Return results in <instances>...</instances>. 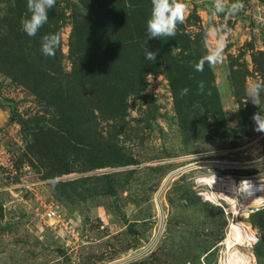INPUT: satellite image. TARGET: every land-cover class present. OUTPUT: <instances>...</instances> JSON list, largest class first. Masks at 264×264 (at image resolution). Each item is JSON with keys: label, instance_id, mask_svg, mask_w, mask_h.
Instances as JSON below:
<instances>
[{"label": "rangeland", "instance_id": "obj_1", "mask_svg": "<svg viewBox=\"0 0 264 264\" xmlns=\"http://www.w3.org/2000/svg\"><path fill=\"white\" fill-rule=\"evenodd\" d=\"M91 1L56 0L43 33L30 37L21 27L27 0H0V261L219 264L225 254L240 252L243 239L238 243L229 230L235 217L226 214V204L199 194L215 196L195 182L204 169L183 167L208 158L240 163L241 172L264 171V161H256L264 160V132L255 131L252 119L264 108V93L259 106L247 95L250 83L264 80V0H240L234 14L215 17L213 0H188L178 32L206 47L215 42L206 31L226 24L223 61L209 66L211 74L195 71L185 51L176 57L187 70L174 77L164 66L147 70L120 117L85 112L69 97H56L80 90L71 78L72 38L75 26L92 15ZM56 33L62 40L55 56L43 55L42 37ZM173 85L188 94L181 98L182 88L174 93ZM212 89L215 114L209 112ZM35 133L64 141L68 173L41 176L45 169L31 163L42 153ZM97 149L120 163L87 169L85 158L97 157ZM57 182H67L66 195L55 189ZM47 210L58 220L51 223ZM237 220L257 232L253 264H264V208Z\"/></svg>", "mask_w": 264, "mask_h": 264}, {"label": "trees", "instance_id": "obj_2", "mask_svg": "<svg viewBox=\"0 0 264 264\" xmlns=\"http://www.w3.org/2000/svg\"><path fill=\"white\" fill-rule=\"evenodd\" d=\"M87 3L92 15L75 26L72 38L71 78L80 90L71 93L63 91L56 95L60 99L69 97L71 102L78 103L82 111L90 108L92 112L120 117L125 114L127 108V94L143 88V75L147 70L164 66L168 76L172 78L181 70H187L185 66L177 63L176 56H182L185 51L189 52L184 57L193 65L189 69L196 71L195 65L206 54L207 49L203 41L200 44L191 43V40L181 35L178 30L175 37L148 39L147 21L151 15V0H94ZM42 29L43 27L39 30V35L43 33ZM146 47L150 51L158 50L154 63L145 60ZM203 70L211 74L207 63ZM178 88L183 86L173 85L174 93ZM210 94L212 100L209 112L215 114L217 101H213V98H217V93L213 90ZM176 109L179 117L184 119L178 104ZM182 128L185 129L184 125ZM219 131L214 130L215 133ZM32 137L42 153L37 154V158L31 163L45 169L41 171L43 178L70 171L66 167L67 164L65 166V162L63 163V140L59 141L56 137H47L46 134L43 136L40 133H35ZM96 151L99 153L97 157L85 158V161L89 162L87 169L120 163L112 152L106 150L100 153L98 149ZM42 159L48 162L44 163ZM241 173L246 172L243 170ZM54 185L61 195H66L67 182H57Z\"/></svg>", "mask_w": 264, "mask_h": 264}, {"label": "clouds", "instance_id": "obj_3", "mask_svg": "<svg viewBox=\"0 0 264 264\" xmlns=\"http://www.w3.org/2000/svg\"><path fill=\"white\" fill-rule=\"evenodd\" d=\"M151 15L147 21V35L149 38L161 39L164 37H175L177 26L183 24L189 10L188 0H151ZM56 6V0H27L28 16L21 21L22 30L30 37L37 35L39 30L48 22L49 11ZM243 7L240 0H236L230 6L226 0H213L211 10L212 17L217 15L230 16ZM230 29L226 24L214 26L206 31V37H214L215 42L210 46L206 42V54L201 57L195 65L197 71H203L205 63L214 67L224 59V52L228 44V33ZM62 37L59 33L47 34L41 40V52L45 56L54 57L56 49L61 44ZM158 51V50H157ZM157 51L144 49V58L154 63L157 58ZM203 91L204 82L198 85ZM189 92L187 87L180 90L179 95L186 96ZM261 93H264V80H257L249 84L247 88L248 99L254 105L259 106ZM252 119L255 122V131L264 132V108L254 113Z\"/></svg>", "mask_w": 264, "mask_h": 264}, {"label": "built area", "instance_id": "obj_4", "mask_svg": "<svg viewBox=\"0 0 264 264\" xmlns=\"http://www.w3.org/2000/svg\"><path fill=\"white\" fill-rule=\"evenodd\" d=\"M241 167L243 166L231 164L217 170L215 169L217 167L205 166L200 168L205 171L200 173L201 176L196 177L195 182L198 186H208L210 190L214 191L215 196L208 194L207 191L199 194L210 201H220V206H223L222 203L226 204L227 207L224 208L226 214L230 213L233 219L235 217L234 221L245 224L244 221L237 220V217L246 218L250 213L264 208V171L241 173L239 172ZM45 214L49 220H52L51 223L56 221L57 218L51 210H47ZM248 229L252 233V237L247 242L243 238L242 246L236 250L241 251L244 259L248 260L247 264H253V247L258 241V234L249 226ZM246 244L249 246H245ZM221 260H219V264Z\"/></svg>", "mask_w": 264, "mask_h": 264}, {"label": "bare ground", "instance_id": "obj_5", "mask_svg": "<svg viewBox=\"0 0 264 264\" xmlns=\"http://www.w3.org/2000/svg\"><path fill=\"white\" fill-rule=\"evenodd\" d=\"M256 161H264V160L263 159H259V160H256ZM256 161H254V162H256ZM231 164H235L236 165V164H240V163H237V162H234V161H229V160L205 158V159H201V160L196 161V162H191V163L187 164L186 166H184L183 168H185V167L186 168L187 167L203 168L205 166L225 168V167H227L228 165H231ZM242 164H244V163H242ZM169 176H171V175H169ZM233 213H235V212H233ZM229 230L232 232V236L233 237H237V242L238 243L243 238L246 241H249V239L252 237V233L249 232L248 226L243 224L242 222H238V221H234V220L231 221L230 224H229ZM238 252L239 251H237V252L234 251L230 255L225 254V257L220 261V264H247L248 260L244 259V256L241 253V251L239 253ZM237 254H238V258L234 259L235 255H237ZM230 256H232L231 259H229Z\"/></svg>", "mask_w": 264, "mask_h": 264}, {"label": "water", "instance_id": "obj_6", "mask_svg": "<svg viewBox=\"0 0 264 264\" xmlns=\"http://www.w3.org/2000/svg\"><path fill=\"white\" fill-rule=\"evenodd\" d=\"M157 205L159 206V210H160V215H161V220H160V226L162 224V210H161V206L159 204V200H158V197H157ZM1 206H0V212H1ZM66 264H70L69 262H67Z\"/></svg>", "mask_w": 264, "mask_h": 264}, {"label": "crops", "instance_id": "obj_7", "mask_svg": "<svg viewBox=\"0 0 264 264\" xmlns=\"http://www.w3.org/2000/svg\"><path fill=\"white\" fill-rule=\"evenodd\" d=\"M0 264H7L6 262L4 263V262H1L0 261ZM9 264H14L13 262H9Z\"/></svg>", "mask_w": 264, "mask_h": 264}]
</instances>
